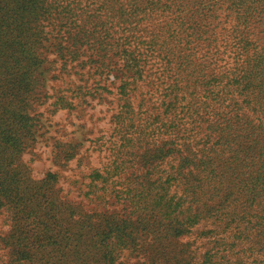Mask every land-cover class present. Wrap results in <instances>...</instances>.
Listing matches in <instances>:
<instances>
[{
	"label": "trees",
	"instance_id": "16d2710c",
	"mask_svg": "<svg viewBox=\"0 0 264 264\" xmlns=\"http://www.w3.org/2000/svg\"><path fill=\"white\" fill-rule=\"evenodd\" d=\"M88 1L0 0V209L14 228L12 264H118L126 252L148 264H222L241 246L229 244L232 233L264 258V21H251L264 0H94L92 15ZM98 15L121 33L100 38L124 78L117 123L133 128L129 94L150 61L170 81L161 107L172 119L158 127L168 139L144 149L145 173L126 193L132 206L144 204L134 217L84 213L61 195L58 177L32 181L21 163L35 141L29 111L46 62L40 51H68L57 38L45 45V24L66 21L67 34L76 18ZM144 24L156 33L139 34ZM76 35L66 40L95 39ZM164 163L169 172L152 179ZM192 235L211 248L198 254L195 242L181 243Z\"/></svg>",
	"mask_w": 264,
	"mask_h": 264
},
{
	"label": "rangeland",
	"instance_id": "374dc122",
	"mask_svg": "<svg viewBox=\"0 0 264 264\" xmlns=\"http://www.w3.org/2000/svg\"><path fill=\"white\" fill-rule=\"evenodd\" d=\"M99 4L98 1H88L85 8L90 15L97 14ZM257 12L259 17L255 16L251 21H264V12ZM99 16L97 21H84L82 16L76 18L68 30L71 35L65 33L66 21L45 24V31L50 33L51 39L45 45L54 43L53 39L57 38L68 51H64V56H59L53 47L40 51L46 62L41 69L42 81L31 95L29 111L35 141L22 155L21 163L29 171L28 178L32 181L37 182L53 174L58 177L57 188L61 195L66 201L78 205L84 213L107 211L120 217H134V213L141 212L139 209H143L144 204L132 206L126 193L133 194L145 173L139 167L144 149L168 139L160 135L158 127L161 121L164 123L172 119V116L163 113L161 107L162 101H167L164 95L170 81L156 64L158 59L150 61L152 66L144 80L129 94L135 112L133 128L128 129L127 122L123 126L117 123L116 117L122 110L118 87L124 78L113 70L117 67V59L103 48L100 38L113 34V31L114 37L121 33L114 24L111 28V21H104V15ZM189 16V21H195V17ZM226 21L236 20L232 17ZM144 26V31L142 29L139 34L147 36L156 33L154 26L144 24L140 28ZM78 33H85L89 38L92 35L95 39L86 38L75 44L66 40L78 36ZM140 103L142 107L138 109ZM69 154L73 157L67 160ZM159 170L162 172L154 171L152 179L169 172V165L164 163ZM94 174L102 179L94 178ZM99 196L103 197L102 201L97 199ZM13 233L10 213L0 209V264H12V248L8 245L14 239ZM233 236L234 233L229 236V244L239 243L241 246L232 247L230 254L225 253L228 262L223 261L222 264L261 263L264 258L249 251L253 246L248 242H238ZM196 237H186L181 243L195 242V246L201 247L198 254L211 248L212 241L196 240ZM220 237L227 235L216 236ZM146 260L142 254L130 255L126 252L118 264H148ZM31 264L43 263L32 261Z\"/></svg>",
	"mask_w": 264,
	"mask_h": 264
}]
</instances>
